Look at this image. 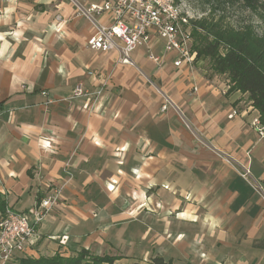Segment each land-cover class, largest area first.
I'll list each match as a JSON object with an SVG mask.
<instances>
[{
    "label": "crops",
    "instance_id": "crops-1",
    "mask_svg": "<svg viewBox=\"0 0 264 264\" xmlns=\"http://www.w3.org/2000/svg\"><path fill=\"white\" fill-rule=\"evenodd\" d=\"M72 1L0 0V194L24 212L49 185L62 186L27 256L85 248L122 263L155 252L172 264H264V202L198 140L248 161L264 191V137L251 125L259 113L248 94L200 59L174 66L154 35L130 53L134 65L91 50L93 27ZM145 77L190 129L161 110ZM79 83L101 93L72 97Z\"/></svg>",
    "mask_w": 264,
    "mask_h": 264
},
{
    "label": "built area",
    "instance_id": "built-area-1",
    "mask_svg": "<svg viewBox=\"0 0 264 264\" xmlns=\"http://www.w3.org/2000/svg\"><path fill=\"white\" fill-rule=\"evenodd\" d=\"M72 2L77 7V15L83 16L93 27V33L86 40L87 47L101 52L114 50L118 54V61L122 64L134 65L130 53L136 47L148 46L152 35L164 41V49L167 53L176 55L173 60L174 66L192 65L196 58V52L192 48L191 20L197 18L192 15V9L186 4V0H102L87 6L79 5L74 0ZM102 13L111 14L112 21L109 24L98 20V16ZM147 58L156 66L161 64V58L150 48H147ZM88 74L91 75L92 72ZM145 79L153 85L161 97V110H174L182 124L190 129V124L181 108L150 79L147 77ZM101 90L102 86L94 92H89L79 83L74 86L72 97H87L89 100L90 95L98 96ZM41 93L46 95L45 91ZM83 109L90 111L92 105L85 103ZM235 113L236 111L233 112ZM251 125L260 138L264 137V123L258 116L252 118ZM198 140L230 164L264 202L262 185L252 176L248 161L240 162L200 138ZM47 188L46 194L38 197L35 204L27 211L18 212L7 206L0 210V264H8L17 257L16 254L27 252L40 239L37 226L45 214L58 203L62 186L49 185ZM66 240L67 236L63 235L60 243L64 245Z\"/></svg>",
    "mask_w": 264,
    "mask_h": 264
},
{
    "label": "trees",
    "instance_id": "trees-1",
    "mask_svg": "<svg viewBox=\"0 0 264 264\" xmlns=\"http://www.w3.org/2000/svg\"><path fill=\"white\" fill-rule=\"evenodd\" d=\"M208 10L206 16L191 20L192 33L195 38L193 49L196 58L203 54L210 60L211 68L218 73H225L233 87L247 93L252 106L258 111L259 118L264 123V35L259 34L255 26L245 23L233 27L224 22L223 16L217 14L226 5L235 2L255 14L264 23V0H198ZM201 31L207 35L202 36ZM225 46L222 55L219 49ZM6 207L0 194V210ZM19 264H172L160 255L153 256L149 262L133 261L131 263L117 262L120 257L112 255H94L85 248H80L74 255L64 256L59 252L50 256L21 257Z\"/></svg>",
    "mask_w": 264,
    "mask_h": 264
},
{
    "label": "rangeland",
    "instance_id": "rangeland-1",
    "mask_svg": "<svg viewBox=\"0 0 264 264\" xmlns=\"http://www.w3.org/2000/svg\"><path fill=\"white\" fill-rule=\"evenodd\" d=\"M186 4H188V6H190V8L192 9V15L197 19H200V18L206 16V14L208 12L207 8L203 5H201V3L198 0H186ZM217 14H220L223 16V20L225 23H227L233 27H236V28L242 24L251 23L252 25L255 26V29L259 34L264 35V23L259 20L257 14H255L253 11H251L249 9L244 8L240 4V2H238V1L233 3L232 5H226L224 10L218 11ZM201 33H202L203 37L207 36L208 40H212V37L210 35H207V33L205 31H201ZM192 36H193V42H192V47H193L196 36L194 37L193 33H192ZM194 50H195V48H194ZM219 51L223 55L226 51V47L222 46L219 49ZM195 52H196V50H195ZM200 61L202 62V64H205V65L211 64L209 58L207 56H204L203 54L200 56ZM37 242H36V244H37ZM32 248H30V249H32ZM16 255H17V257L14 258L8 264H19L20 260L22 259L21 257H26L27 252L16 254ZM69 255L72 256L74 254H69ZM155 255H156L155 252L154 253L149 252L148 255L142 254L139 257L134 258V259L140 260L142 262H149V260ZM125 260H123V261H125ZM126 262H129V261L126 260Z\"/></svg>",
    "mask_w": 264,
    "mask_h": 264
}]
</instances>
